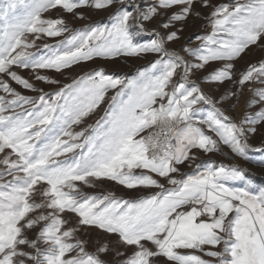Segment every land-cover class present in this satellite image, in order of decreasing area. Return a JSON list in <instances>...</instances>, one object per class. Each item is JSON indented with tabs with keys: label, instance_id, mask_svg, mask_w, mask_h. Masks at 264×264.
<instances>
[{
	"label": "snow or ice",
	"instance_id": "6c2138e0",
	"mask_svg": "<svg viewBox=\"0 0 264 264\" xmlns=\"http://www.w3.org/2000/svg\"><path fill=\"white\" fill-rule=\"evenodd\" d=\"M189 18L209 31L171 48ZM253 48L264 0H0V264H264ZM117 58L150 59L83 70Z\"/></svg>",
	"mask_w": 264,
	"mask_h": 264
},
{
	"label": "rangeland",
	"instance_id": "374dc122",
	"mask_svg": "<svg viewBox=\"0 0 264 264\" xmlns=\"http://www.w3.org/2000/svg\"><path fill=\"white\" fill-rule=\"evenodd\" d=\"M214 3H224V2H231V0H213ZM112 9L108 10H102L98 12H93L90 14L89 19L86 21H76L74 22L75 27H81L83 24L86 23H99V24H106L110 23V13ZM69 19H71L69 17ZM209 29L205 27L204 21L202 19H196V18H189L186 24L184 25V31L180 34L181 38L180 41H178L176 44H171V48H179L180 44H182L186 39L193 37L196 34H204L208 32ZM49 43H54V40H48ZM38 43H40L38 41ZM193 44H195V41H193ZM261 57H264V52L260 51L259 49L253 48L251 52H249L247 55L243 57V59L238 60L237 62V68L242 69L246 66L247 63L250 62H255L259 60ZM147 59L150 58H145V59H136V58H117L114 61H97L95 64L89 62L87 65L83 66V70L86 71L92 67H96L97 64L105 67L109 71H115V72H120V73H128L131 74L135 72V70L146 64ZM81 72L80 68L75 69L73 73H70L69 75H76ZM206 75L205 72H201L200 76L201 78ZM65 82H70L65 81ZM15 86V85H14ZM227 87V86H226ZM46 91H50V88H47L45 86ZM205 90H208V87L205 86ZM224 91V88L218 89V93H221ZM28 95H34V93H25ZM109 97L112 95V92L110 91L107 94ZM108 106V101L107 99L105 102H103L99 108L96 109V111L91 114L88 118H86L85 122L80 125V126H75V130H79L81 127H86L88 124H94L97 119L100 118L104 114V110ZM240 107H243V100L240 102ZM260 143V138L257 137L255 140H253V145L258 146ZM227 151V149H225ZM201 159H212L217 162H222L225 164H230L233 161L228 160L227 158L220 156L219 154H210L209 156H203L201 155ZM253 159H260L259 154H253ZM240 163L246 168V170L251 174L253 181L256 185L264 187V168L259 167L258 165L254 163H245L243 161H240ZM184 171H190L191 169L184 168ZM105 189L106 190H115L117 192L122 193L124 190L120 188L114 189L111 183H106L105 184Z\"/></svg>",
	"mask_w": 264,
	"mask_h": 264
}]
</instances>
